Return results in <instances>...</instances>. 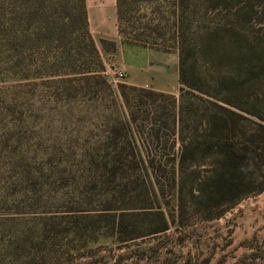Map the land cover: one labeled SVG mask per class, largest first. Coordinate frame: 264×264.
Masks as SVG:
<instances>
[{"label": "rangeland", "instance_id": "rangeland-1", "mask_svg": "<svg viewBox=\"0 0 264 264\" xmlns=\"http://www.w3.org/2000/svg\"><path fill=\"white\" fill-rule=\"evenodd\" d=\"M261 1L247 0L259 39ZM193 6L197 14L183 24L194 73L182 103L178 93L120 90L125 84L107 73L110 57L107 85L74 88L70 96L29 85L7 100L0 110V264H264V192L205 221L191 196L210 162L181 174L176 166L180 137L194 128L191 118L180 127V105L186 116L202 104L198 98L210 99L205 92L212 94L216 79L236 70L234 60L209 64L198 49L199 29L231 18L202 16L199 1ZM121 149L129 179L119 176L108 191L103 165ZM164 221L167 229L154 232Z\"/></svg>", "mask_w": 264, "mask_h": 264}, {"label": "trees", "instance_id": "trees-1", "mask_svg": "<svg viewBox=\"0 0 264 264\" xmlns=\"http://www.w3.org/2000/svg\"><path fill=\"white\" fill-rule=\"evenodd\" d=\"M195 1L202 16L216 11L224 13L223 19L231 18L225 20L229 23L199 29L204 41L200 53L209 64L234 60L236 68L235 73L215 80L212 94L205 92L210 99L198 98L202 104L193 112L183 116L180 105V127L191 118L194 128L180 137L176 166L181 174L188 167L210 162L191 196L192 206L209 221L264 192V37L259 39L253 30L256 11L247 0H116V22L123 43L177 54L182 103L185 91L192 89L195 62L183 21L197 14L189 10L198 7L193 6ZM258 4L264 24V0ZM104 69L88 32L84 0H0V110L7 108V100L17 99L24 86L70 96L74 88L107 85ZM117 87L165 96L123 84ZM127 155L121 149L114 161L104 163L108 191H113L109 184L120 180L119 176L129 179L122 167ZM166 229L164 221L154 232ZM122 237L117 241H126V234Z\"/></svg>", "mask_w": 264, "mask_h": 264}, {"label": "crops", "instance_id": "crops-1", "mask_svg": "<svg viewBox=\"0 0 264 264\" xmlns=\"http://www.w3.org/2000/svg\"><path fill=\"white\" fill-rule=\"evenodd\" d=\"M88 32L94 41L104 66L121 70L127 86L152 92L176 95L178 93V56L146 47L122 42L116 22V0H84ZM102 42L113 45L105 50ZM110 54V55H109ZM106 61V62H105ZM111 76V75H110Z\"/></svg>", "mask_w": 264, "mask_h": 264}, {"label": "built area", "instance_id": "built-area-1", "mask_svg": "<svg viewBox=\"0 0 264 264\" xmlns=\"http://www.w3.org/2000/svg\"><path fill=\"white\" fill-rule=\"evenodd\" d=\"M109 75L114 76V79L116 82H122V80L124 79V74L121 70H117L115 67H111L109 72H107Z\"/></svg>", "mask_w": 264, "mask_h": 264}]
</instances>
